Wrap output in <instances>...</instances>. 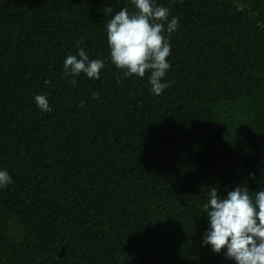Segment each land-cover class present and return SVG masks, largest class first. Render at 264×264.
Returning a JSON list of instances; mask_svg holds the SVG:
<instances>
[{"label": "trees", "instance_id": "trees-1", "mask_svg": "<svg viewBox=\"0 0 264 264\" xmlns=\"http://www.w3.org/2000/svg\"><path fill=\"white\" fill-rule=\"evenodd\" d=\"M155 2L179 20L159 96L109 58L129 0H0V264H234L202 205L264 187V0ZM78 48L99 79L63 76Z\"/></svg>", "mask_w": 264, "mask_h": 264}, {"label": "clouds", "instance_id": "clouds-1", "mask_svg": "<svg viewBox=\"0 0 264 264\" xmlns=\"http://www.w3.org/2000/svg\"><path fill=\"white\" fill-rule=\"evenodd\" d=\"M129 2L133 11L124 7L107 21L109 58L126 77L143 78L147 72L150 91L159 96L169 87L164 82L170 69L169 38L178 30L179 20L175 16L169 20L170 9L155 0ZM104 66L103 60L90 59L84 48H78L77 55L64 59L63 76L77 77L83 73L88 79H99ZM34 102L42 113L52 111L46 95H35ZM249 175L255 178L253 173ZM12 183L9 172L0 168V190ZM204 193L202 216L207 227L201 246L209 247L214 254H223L234 264H264V187L253 192L245 182L227 191L226 196H221L216 187Z\"/></svg>", "mask_w": 264, "mask_h": 264}]
</instances>
